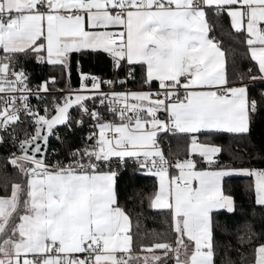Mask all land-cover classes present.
Instances as JSON below:
<instances>
[{"label":"snow or ice","instance_id":"obj_1","mask_svg":"<svg viewBox=\"0 0 264 264\" xmlns=\"http://www.w3.org/2000/svg\"><path fill=\"white\" fill-rule=\"evenodd\" d=\"M225 15L253 62L243 71L210 23ZM83 55L106 57L111 76L83 71ZM33 64L53 71L34 78ZM73 71L75 90L62 86ZM259 111L264 0H0V145L19 177L0 196V264H264V232L233 222L226 187L251 178L264 209V168L222 163L200 140L244 137ZM169 134L187 138L185 158L163 150ZM128 161L157 178L164 233L120 204Z\"/></svg>","mask_w":264,"mask_h":264},{"label":"trees","instance_id":"obj_2","mask_svg":"<svg viewBox=\"0 0 264 264\" xmlns=\"http://www.w3.org/2000/svg\"><path fill=\"white\" fill-rule=\"evenodd\" d=\"M210 23L217 25L215 35L228 50L226 55L229 60V67L231 68L234 63L237 71H243L252 66L253 62L248 57L245 44L236 36L234 30L230 28L229 18L225 15L219 21L211 20ZM233 51L235 52L234 57L231 55ZM79 60L83 71L105 77L111 76L106 57L83 55L79 57ZM32 67L34 69V78H39L53 71L50 66L46 65L33 64ZM78 82L79 76L76 71H73L70 80L67 81L66 85L62 86L74 87L78 85ZM132 86L139 87V82L133 83ZM250 126V132L244 137L228 133L203 134L200 140L207 144H216L222 147L220 154L222 163H231L238 166L244 164L256 168H264V151H261L264 149V111H259L252 116ZM60 131L64 133V136L67 135L65 129L62 128ZM81 133V131H77L75 136L69 137V140L77 146L80 145ZM52 140L53 138L50 144H54ZM187 146V138L183 134H178L171 138V144L166 149V153L170 151L176 154L174 158L183 159L187 154ZM59 151L60 153L63 151L62 145H60ZM11 152V146L4 147L0 145V196L6 193V183L9 185L7 191L10 193L11 182L19 179L15 169L5 160V157ZM157 186L155 176L142 174L131 161L117 169L116 190L118 200L130 215L131 220L135 223L137 218H139L142 229L146 225L148 229L164 233L168 228L167 217L150 207L149 197L154 193ZM226 187L228 193L233 195L236 202L235 213L232 215L233 222L242 225L247 222L255 229L256 233L264 232V209L254 203L252 179L249 177L226 178ZM169 236H171V233H169ZM220 239L223 238L220 237Z\"/></svg>","mask_w":264,"mask_h":264},{"label":"built area","instance_id":"obj_3","mask_svg":"<svg viewBox=\"0 0 264 264\" xmlns=\"http://www.w3.org/2000/svg\"><path fill=\"white\" fill-rule=\"evenodd\" d=\"M79 83L80 82H78V85H76V86H74V87H68V88H70V89H73V90H75V89H78L79 88ZM132 82H129L128 84H127V88H129V89H136V88H138V87H134V86H132ZM62 128H60V129H58L59 130V132H60V135L61 136H64V133L62 132V131H60ZM86 131H88V129H85L84 131H81L82 133H81V137H83L84 135H85V132ZM178 134H176V135H171V134H169V135H167L166 137H165V139L163 140V142H162V144H161V147L163 148V150L166 152V149L170 146V144H171V138H173V137H175V136H177ZM52 139V138H51ZM51 141V140H50ZM52 141H54V144H50V149L51 148H54V149H56V152L55 153H51L50 152V155L51 156H56V155H58L59 153H60V151H59V147H60V143L55 139V138H53V140ZM79 146V145H78ZM12 148V152H15L16 151V149L15 148H13V147H11ZM59 158L61 159V160H63L64 159V156L63 155H60L59 156ZM136 166V165H135ZM114 168L116 167L115 165L113 166ZM137 167V166H136ZM138 168V167H137ZM139 169V168H138ZM141 172H142V174L143 173H147V172H145V171H143V170H141V169H139Z\"/></svg>","mask_w":264,"mask_h":264},{"label":"water","instance_id":"obj_4","mask_svg":"<svg viewBox=\"0 0 264 264\" xmlns=\"http://www.w3.org/2000/svg\"><path fill=\"white\" fill-rule=\"evenodd\" d=\"M60 128H63V127H62V126H58V129H60ZM51 138H52V137H50V140H51Z\"/></svg>","mask_w":264,"mask_h":264},{"label":"crops","instance_id":"obj_5","mask_svg":"<svg viewBox=\"0 0 264 264\" xmlns=\"http://www.w3.org/2000/svg\"><path fill=\"white\" fill-rule=\"evenodd\" d=\"M250 128H251V126H250ZM145 174H148V173H145ZM148 175H151V174H148ZM157 179V178H156ZM157 185H158V180H157Z\"/></svg>","mask_w":264,"mask_h":264}]
</instances>
